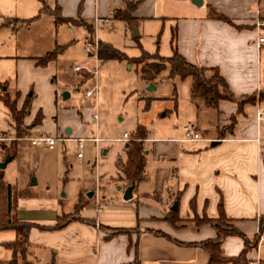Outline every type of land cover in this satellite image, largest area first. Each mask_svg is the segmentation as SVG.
I'll return each instance as SVG.
<instances>
[{"label":"crops","instance_id":"crops-1","mask_svg":"<svg viewBox=\"0 0 264 264\" xmlns=\"http://www.w3.org/2000/svg\"><path fill=\"white\" fill-rule=\"evenodd\" d=\"M44 1L49 9H58L56 12L60 17L75 20L57 23L54 13L39 15L38 19L47 15L55 30V44L46 52L55 46L61 47V53L74 47L77 41L75 34L80 28L81 45L86 48L88 31L84 24L95 28L96 19L109 21L112 17L116 18L118 10L125 9L126 3L137 2V7L131 13L135 23L162 19L174 23L169 37L172 54L176 51L191 64L217 69L228 89L237 97L257 95L256 102L245 103L241 111L232 101L220 99L207 102L198 97L196 102L192 98L191 113L181 129L191 124L200 138L187 140L182 130L181 135L168 133L152 141V147L148 145L146 148L144 179L132 189L130 199L123 198L128 186L118 168L121 159L116 163L120 200L108 204L102 199L95 212L86 211L84 204L79 203L77 216L68 218L60 228H55V225L65 213H57L58 202L53 198L45 195L51 200L48 202L43 199L45 196L18 197L16 215L23 212L17 216L19 221L32 224L28 235L29 245L32 242L40 245L45 252V264H208L209 253L199 244L214 239L216 231L202 218H217L219 206L223 208L228 225L245 238L253 240L259 236L258 244L264 243V122L256 118L257 108L264 110V100L258 97V92L264 89V41L257 44L260 27L256 25L257 21L264 23L260 10L257 9L256 17H252L247 12L238 13L216 4L214 0H208L207 10L202 15L191 10L192 13H169L162 17L154 13L147 0ZM256 1L259 3V0ZM37 2L36 10L39 13L41 4L39 0ZM203 3L204 0L201 5ZM30 5L31 9H35L34 2L30 1ZM211 8L229 18L233 25L215 18ZM93 32L95 35V30ZM87 55L94 57L88 50ZM39 57H25L27 61L24 63L29 68L27 71L32 73L26 82L20 79L21 62L17 61L13 89L9 92L12 84L9 79L2 78L0 94L7 93L12 98L16 96L18 109L27 99L30 100L29 111L23 118L27 136L43 132L56 137V141L64 140L68 137L53 134L63 124L52 108V104L57 102L53 87L47 91L49 101L46 102L37 101L30 90L35 87L37 72L50 76L55 69L57 55L44 66L37 65ZM77 78L76 81H81L82 77ZM4 107L14 131L13 136L8 137L16 135V139H13L16 140L17 151V143L27 137H17L19 133L7 107ZM202 107L208 109L204 111H207L209 118L199 117ZM45 113L49 116L56 114L55 123L52 122L55 126L49 129L43 125ZM8 137L2 136L0 139ZM69 138H74L76 142L74 136ZM150 141L146 133L144 142ZM47 149L53 150L54 147ZM5 158L1 157L0 162ZM34 184L35 181L30 182V185ZM47 210L55 213V217L43 218L39 214ZM117 229L132 231L114 234ZM258 244L247 256L250 259L258 256L260 264H264ZM243 247L244 240L239 235L227 236L222 242L227 256H237Z\"/></svg>","mask_w":264,"mask_h":264},{"label":"rangeland","instance_id":"rangeland-1","mask_svg":"<svg viewBox=\"0 0 264 264\" xmlns=\"http://www.w3.org/2000/svg\"><path fill=\"white\" fill-rule=\"evenodd\" d=\"M30 1L34 2L35 9H31ZM147 1L154 8L155 14L166 17L169 13H192L191 10L202 15L207 10L208 0H204L201 6L194 4L192 0ZM214 1L238 13L247 12L252 17H256L255 12L258 9L264 17V1L259 3L256 0ZM37 5V0H0V79H9L12 84L9 92L15 84L17 61L21 62L20 79L26 82L32 73L27 71L29 68L27 63H24L27 61L25 57L34 55L41 57L55 44V30L47 15L40 19L36 18L38 20L32 19L29 25L22 21L38 14ZM211 11L212 15L218 12L215 8H211ZM134 24L129 25L113 17L106 23L96 19L94 28L96 37L92 34V39L86 41L96 44V47L98 40L111 44L129 58L140 57L143 52L164 58L172 55L169 37L174 23L162 19L137 23L134 20ZM75 35L76 45L62 53L60 51V55L57 54L54 72L50 76L37 72L34 79L35 87L30 88L37 101L46 102L49 101L47 91L49 87H53L57 102L55 105L52 104V108L63 122L60 130L58 132L55 130L57 133L53 134L68 138L56 141L53 150L42 145H32L27 138L34 136H27L26 126L22 125L21 137L27 138L17 143L14 157L2 169L4 180L15 186L18 197L43 198L46 195L58 202L57 213L61 215L65 213L61 222L77 216L79 203L84 204L83 209L86 211L95 212L102 199L108 204L118 202L120 191L117 187L120 178L116 163L118 159L125 161L126 143L133 140L138 126L144 128L151 140L145 143L146 148L148 145L152 147V141L165 135L172 133L181 135L183 130L181 127L187 123L191 113L190 100L193 98L194 101H198V97L191 91L190 77L185 79L179 76L169 77V66H166L149 80L146 77L149 72L143 70V64L126 59L101 61L88 56L87 49L81 45V28ZM259 36L264 38V23L259 29ZM74 66L82 68L80 71H73ZM95 67L96 78L90 73ZM77 77H82L81 81H76ZM95 82L98 86L96 96L86 98V90ZM65 92L69 94L66 99L63 98ZM262 106L264 107V104ZM202 108L199 110V117L209 118L207 111H204L208 109ZM93 114H97L96 121L92 120ZM54 115L49 116L45 113L43 125L48 129L55 126ZM11 125L4 104L0 101V137L13 136ZM67 130L72 132L67 133ZM124 134L128 136L126 139ZM71 135L75 139H84L82 150L77 149L74 138H69ZM13 138L0 139V158H5L11 143L16 142ZM78 152L82 153L83 158H77ZM33 181L35 184L30 185ZM83 189L86 190L83 192ZM92 189L95 194L89 198L87 192ZM46 196L43 199L51 202ZM17 201L18 205L19 200ZM22 213L20 211L17 216ZM39 214L43 218L56 215L49 210L40 211ZM263 237L264 233L262 241ZM14 238L13 230L0 231V264H10L12 253L3 244ZM258 245V251L264 259V243ZM16 264H45V252L40 245L32 242L25 258H19Z\"/></svg>","mask_w":264,"mask_h":264},{"label":"trees","instance_id":"trees-1","mask_svg":"<svg viewBox=\"0 0 264 264\" xmlns=\"http://www.w3.org/2000/svg\"><path fill=\"white\" fill-rule=\"evenodd\" d=\"M264 1V0H259ZM41 7L39 13L29 19L22 20L29 23L32 19H36L45 12L54 13L55 22H75L70 18H62L56 12V10H51L47 6L44 0H39ZM137 2H128L126 3L125 9L118 10L116 12V18L123 20L129 25L134 24V18L131 16V13L137 7ZM215 18H218L228 24L233 25L232 21L226 16L216 13L213 15ZM261 18L264 19L262 15ZM85 28L88 31L89 38L92 39V34H94V28L89 24H84ZM133 28V27H132ZM238 28V27H237ZM174 43V33L171 38V45ZM97 56L101 61L115 59V60H130V62H136L143 64V70L148 71L146 76L151 80L155 73L160 69L169 66L168 76H179L180 78L190 77L192 80L191 91L194 96L202 98L207 102H215L220 99L228 100L235 102L238 107V111L242 110V107L245 103H255L257 95L253 94L251 96H235L229 89L225 80L220 76L219 72L215 68H204L198 67L194 64L186 61L180 54L176 51H173V54L170 57L164 58L157 55H150L143 52L140 57L129 58L121 50L115 48L111 44L98 41L97 42ZM61 51L60 46H55L51 51L46 52L43 56L39 57L37 64L44 66L48 61L54 59ZM158 60V62H152ZM258 97L260 100H264V89L258 92ZM17 97L14 96L11 98L7 93L0 94V101L4 103L7 107L15 130L19 133L17 137H21V127L23 125V118L29 111L30 100L27 99L20 109L16 106ZM231 118V122H232ZM21 130V132H20ZM133 140L128 142L126 146V159L124 162H119L118 168L120 170V175L122 179L126 182L127 186H132L133 188L144 179V166L146 158V147L144 139L146 138V131L142 126H138L133 135ZM16 141V140H15ZM16 153V142L11 143L10 150L8 151L7 156L14 157ZM17 191L13 184L7 182L3 178V171L0 169V231L2 230H13L15 232V238L11 241L4 242V247L9 249L12 253L10 264H16L19 258H25L27 249L29 246V230L32 227L31 223L19 221L16 210H17ZM206 222L210 223L216 231V237L207 242L199 244L204 247L209 253L208 264H249L250 258L247 256L248 252L251 249L256 248L259 236H256L253 240L245 238L239 231L234 227L226 224V217L223 211L222 206H219V214L217 218H202ZM63 222H59L55 225V228H60L63 226ZM263 223V222H261ZM226 224V225H225ZM132 230L128 229H117L114 231L116 233H127ZM230 235H239L243 237L244 247L242 251L237 256H227L222 248L223 239ZM138 262H134L137 264Z\"/></svg>","mask_w":264,"mask_h":264},{"label":"built area","instance_id":"built-area-1","mask_svg":"<svg viewBox=\"0 0 264 264\" xmlns=\"http://www.w3.org/2000/svg\"><path fill=\"white\" fill-rule=\"evenodd\" d=\"M98 21H102L103 23L108 22L107 19H99ZM257 27H261V25H263L262 21H257L256 23ZM264 41V38L262 36H260L257 40V44L259 45L260 43H262ZM96 45V44H95ZM94 45V43L88 42L86 41L85 47L88 51L91 52V54L97 58V47ZM82 67L80 66H74L73 67V71H80ZM93 76H97V68L95 67L91 72H90ZM97 90H98V86H97V82H95L90 89H87L85 92V97L86 98H90L93 96H96L97 94ZM256 118L258 121L260 122H264V110L261 108H257L256 111ZM92 120L96 121L97 120V114H93L92 115ZM183 132H184V138L187 140H197L200 138V134L197 132V130L193 127V125L191 124H186L183 127ZM128 136L127 134H124V138L126 139ZM29 140L31 141L32 144L34 145H42V146H46L48 148H53L55 145V142L57 140L56 137L51 136L49 134L40 132L39 134H37L34 137L29 138ZM83 140L82 138H77L76 142H77V147L82 150L83 148ZM78 157L82 156L81 152L77 153ZM249 264H260V260L259 257L256 256L254 258H251L249 260Z\"/></svg>","mask_w":264,"mask_h":264},{"label":"water","instance_id":"water-1","mask_svg":"<svg viewBox=\"0 0 264 264\" xmlns=\"http://www.w3.org/2000/svg\"><path fill=\"white\" fill-rule=\"evenodd\" d=\"M192 2L196 5H201L202 4V0H192ZM134 35L136 36V33H134ZM69 94L67 92L63 93V98H66ZM11 156H7L3 161L0 162V169H4L6 167V165L8 164L9 161H11ZM132 186H128L124 192H123V198L124 199H130L132 196ZM94 194V189L90 190L89 192H87V196L91 197Z\"/></svg>","mask_w":264,"mask_h":264}]
</instances>
